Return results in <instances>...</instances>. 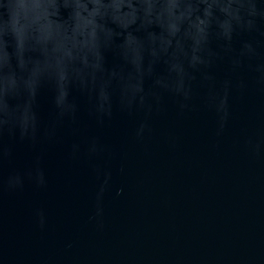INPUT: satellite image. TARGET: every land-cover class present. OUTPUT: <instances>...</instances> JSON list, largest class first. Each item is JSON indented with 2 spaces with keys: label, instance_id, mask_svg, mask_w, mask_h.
Returning a JSON list of instances; mask_svg holds the SVG:
<instances>
[{
  "label": "water",
  "instance_id": "water-1",
  "mask_svg": "<svg viewBox=\"0 0 264 264\" xmlns=\"http://www.w3.org/2000/svg\"><path fill=\"white\" fill-rule=\"evenodd\" d=\"M0 264H264V0H0Z\"/></svg>",
  "mask_w": 264,
  "mask_h": 264
}]
</instances>
